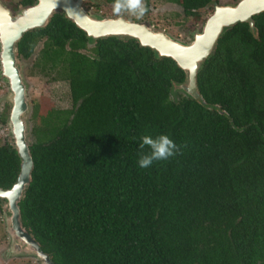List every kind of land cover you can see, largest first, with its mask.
<instances>
[{
  "label": "trees",
  "instance_id": "1",
  "mask_svg": "<svg viewBox=\"0 0 264 264\" xmlns=\"http://www.w3.org/2000/svg\"><path fill=\"white\" fill-rule=\"evenodd\" d=\"M163 1L194 18L219 0ZM252 21L217 39L195 75L196 99L176 102L183 71L135 40L89 48L62 12L22 35L17 58L41 43L34 68L65 81L71 101L33 115L30 181L17 204L52 264H264V12ZM161 134L179 154L141 169V137ZM19 170L4 143L1 190Z\"/></svg>",
  "mask_w": 264,
  "mask_h": 264
},
{
  "label": "water",
  "instance_id": "2",
  "mask_svg": "<svg viewBox=\"0 0 264 264\" xmlns=\"http://www.w3.org/2000/svg\"><path fill=\"white\" fill-rule=\"evenodd\" d=\"M85 0H34L33 5L23 8L16 16L0 2V33L5 36L0 44V76L7 84L10 110L7 125L13 139V149L20 159V170L15 184L9 190L0 189V202L5 209L6 231L11 239V254L28 252L33 254L41 264H52L43 254L25 229L22 228L18 202L30 181L32 161L27 139V99L22 82L17 58V42L30 30L44 28L56 12H62L78 29L83 31L90 44L98 39L114 37L120 40H135L140 47H146L157 57L171 59L184 73V87L187 95L196 99L195 75L202 62L213 54L217 39L235 23H246L249 29L253 26L252 17L264 12V0H239L229 6H216L205 20L200 32L193 33V40L183 44L173 40L162 32H155L145 25L129 22L123 18L103 19L88 14L82 4ZM23 254V253H22Z\"/></svg>",
  "mask_w": 264,
  "mask_h": 264
},
{
  "label": "rangeland",
  "instance_id": "3",
  "mask_svg": "<svg viewBox=\"0 0 264 264\" xmlns=\"http://www.w3.org/2000/svg\"><path fill=\"white\" fill-rule=\"evenodd\" d=\"M19 0H0L14 16L23 8L18 7L17 10L12 9L14 4ZM239 0H220L217 6L236 4ZM145 3V1H144ZM147 11L143 17L137 18L129 13H122L119 16L113 13V5L97 3L94 0H85L82 8L93 16H98L103 19L123 18L129 22L145 25L155 32H162L168 35L175 41L183 44H189L193 40V33L200 32L205 20L212 14L214 6L204 8L198 13L197 17H185L182 14L181 8L177 5L169 4L163 0H147L145 3ZM91 47V44L88 45ZM41 43L35 47L33 55L28 60L19 59V69L22 82L25 86V96L27 101V112L25 114V122L27 125V139L30 143L34 140V135L31 132L34 123L36 122L33 115H45L50 111L69 110L71 101L68 92V85L65 81L53 76H44L38 73L34 68V63L38 57ZM89 55V52L84 51ZM8 86L0 76V120L6 117L4 124L0 123V146L4 143H9L13 146L11 131L7 125V118L10 110V101L8 96ZM180 95H187L184 87L175 86L172 89L171 98L177 101ZM3 202H0V264H41L33 254L22 252L21 254H11V243L14 242L6 231L7 222L4 217L5 209L2 208Z\"/></svg>",
  "mask_w": 264,
  "mask_h": 264
},
{
  "label": "clouds",
  "instance_id": "4",
  "mask_svg": "<svg viewBox=\"0 0 264 264\" xmlns=\"http://www.w3.org/2000/svg\"><path fill=\"white\" fill-rule=\"evenodd\" d=\"M146 11L144 0H114L113 2V13L117 16L126 12L140 18ZM139 147L141 155L138 165L141 169L151 167L154 162L166 161L180 152V147L166 134L155 137L144 135L141 137ZM145 148L148 149L147 153L143 152Z\"/></svg>",
  "mask_w": 264,
  "mask_h": 264
},
{
  "label": "bare ground",
  "instance_id": "5",
  "mask_svg": "<svg viewBox=\"0 0 264 264\" xmlns=\"http://www.w3.org/2000/svg\"><path fill=\"white\" fill-rule=\"evenodd\" d=\"M4 39H5V36L3 35V32H2V33H0V44H1V46L4 43Z\"/></svg>",
  "mask_w": 264,
  "mask_h": 264
},
{
  "label": "flooded vegetation",
  "instance_id": "6",
  "mask_svg": "<svg viewBox=\"0 0 264 264\" xmlns=\"http://www.w3.org/2000/svg\"><path fill=\"white\" fill-rule=\"evenodd\" d=\"M219 1H220V0H219ZM219 1H218V2H219ZM218 2H217V3H218ZM217 3H211V4H209L207 7L210 8L212 5H216V6H217ZM216 6H214V8H215ZM207 7H205V8H207ZM181 11H182V10H181Z\"/></svg>",
  "mask_w": 264,
  "mask_h": 264
}]
</instances>
